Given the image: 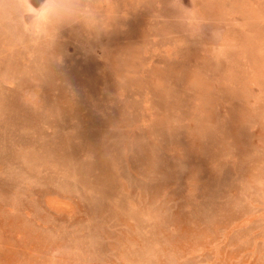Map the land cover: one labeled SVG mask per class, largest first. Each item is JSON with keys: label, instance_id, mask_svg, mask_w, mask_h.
<instances>
[{"label": "rangeland", "instance_id": "rangeland-1", "mask_svg": "<svg viewBox=\"0 0 264 264\" xmlns=\"http://www.w3.org/2000/svg\"><path fill=\"white\" fill-rule=\"evenodd\" d=\"M181 2L0 0V264H264V0Z\"/></svg>", "mask_w": 264, "mask_h": 264}, {"label": "clouds", "instance_id": "clouds-1", "mask_svg": "<svg viewBox=\"0 0 264 264\" xmlns=\"http://www.w3.org/2000/svg\"><path fill=\"white\" fill-rule=\"evenodd\" d=\"M179 5L191 19L197 16L193 8H185L181 0H171ZM23 15L21 22L37 38L59 34L64 28L82 25L88 32L99 30L103 15L96 0H21Z\"/></svg>", "mask_w": 264, "mask_h": 264}, {"label": "bare ground", "instance_id": "bare-ground-1", "mask_svg": "<svg viewBox=\"0 0 264 264\" xmlns=\"http://www.w3.org/2000/svg\"><path fill=\"white\" fill-rule=\"evenodd\" d=\"M67 204V203H66Z\"/></svg>", "mask_w": 264, "mask_h": 264}]
</instances>
